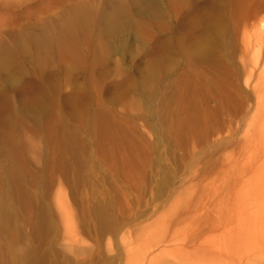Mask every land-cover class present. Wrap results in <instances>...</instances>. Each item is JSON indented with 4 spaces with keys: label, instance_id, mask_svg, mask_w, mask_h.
<instances>
[{
    "label": "rangeland",
    "instance_id": "rangeland-1",
    "mask_svg": "<svg viewBox=\"0 0 264 264\" xmlns=\"http://www.w3.org/2000/svg\"><path fill=\"white\" fill-rule=\"evenodd\" d=\"M146 1L0 0V264H264V0Z\"/></svg>",
    "mask_w": 264,
    "mask_h": 264
},
{
    "label": "bare ground",
    "instance_id": "bare-ground-1",
    "mask_svg": "<svg viewBox=\"0 0 264 264\" xmlns=\"http://www.w3.org/2000/svg\"><path fill=\"white\" fill-rule=\"evenodd\" d=\"M251 1V0H250ZM146 3H147V6H148V9H150V7H152V9H153V7L155 6V5H157V0H147L146 1ZM240 3V2H239ZM263 3V2H262ZM159 4V3H158ZM264 4V3H263ZM160 5V4H159ZM243 5V4H242ZM250 6H251V4H250ZM157 7V6H156ZM81 8V7H80ZM207 8V7H206ZM251 8V7H250ZM159 9V8H158ZM103 11H105V10H103ZM126 11V10H125ZM147 11V10H146ZM249 11V10H248ZM247 11V12H248ZM124 12V11H123ZM220 12V11H219ZM240 12V11H239ZM251 12V11H250ZM89 13V12H88ZM156 13V12H155ZM243 13V12H242ZM245 13V12H244ZM252 13V12H251ZM106 14H108V13H106ZM120 14V12L118 11V10H114V11H112V12H110L109 13V15H104V18H105V21L107 22V24H106V27H108L109 29H112V30H117L118 28H117V26H116V22H115V20H118V19H115L118 15ZM247 14V13H246ZM260 14V13H259ZM78 15H80V14H78ZM240 15V14H239ZM82 16V15H81ZM85 16V15H84ZM97 16V15H96ZM160 16V15H159ZM248 16H249V14H248ZM253 15L251 14L250 15V17L251 18H253L252 17ZM102 17V16H101ZM79 18H82V17H79ZM85 18L86 19H88L87 18V16H85ZM84 18V19H85ZM149 18H150V16H149ZM155 18V17H154ZM246 18H248L249 19V17H247V15H246ZM251 18H250V20H251ZM255 18V19H254ZM254 20L256 21V23H252L253 25H252V29L254 30V32H256V34L257 35H262V33H264V19L262 18V19H259V18H257V15H255L254 16ZM98 19V18H97ZM102 19V18H101ZM121 19V18H120ZM246 20V19H245ZM250 20H248V22L250 21ZM90 21V20H89ZM102 21V20H101ZM104 21V22H105ZM86 22V21H85ZM91 22V21H90ZM97 22V21H96ZM212 22V21H211ZM248 22L246 21V24H245V21H244V25L246 26V27H248V26H250V25H248ZM86 24V23H85ZM89 24V23H88ZM99 24V23H98ZM87 25V24H86ZM101 25V24H100ZM102 26V25H101ZM105 26V25H104ZM127 27V26H126ZM107 29V28H106ZM48 32H45V33H43L42 35H40L39 37H37L36 35V38H38L37 40H38V42L41 44V45H43V44H45L46 42H47V39H48ZM35 36H34V39H36L35 38ZM260 39H261V37H260ZM257 90V89H256ZM152 97V96H151ZM259 100H260V98H259ZM262 100V99H261ZM196 121V120H195ZM189 122V121H188Z\"/></svg>",
    "mask_w": 264,
    "mask_h": 264
}]
</instances>
